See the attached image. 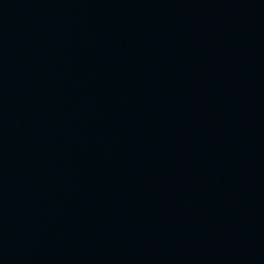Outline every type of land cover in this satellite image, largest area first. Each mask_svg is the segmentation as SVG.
I'll use <instances>...</instances> for the list:
<instances>
[{"label": "water", "instance_id": "95a60500", "mask_svg": "<svg viewBox=\"0 0 264 264\" xmlns=\"http://www.w3.org/2000/svg\"><path fill=\"white\" fill-rule=\"evenodd\" d=\"M112 0H0V231Z\"/></svg>", "mask_w": 264, "mask_h": 264}]
</instances>
